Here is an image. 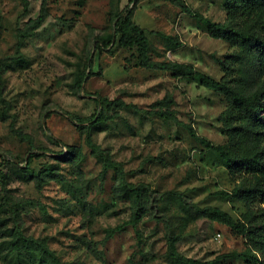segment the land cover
I'll return each mask as SVG.
<instances>
[{
	"label": "rangeland",
	"instance_id": "374dc122",
	"mask_svg": "<svg viewBox=\"0 0 264 264\" xmlns=\"http://www.w3.org/2000/svg\"><path fill=\"white\" fill-rule=\"evenodd\" d=\"M127 16L146 33L148 60L117 43ZM200 16L252 31L264 19L244 24L226 0H0V264H48L14 250L17 231L62 264H170L172 239L187 259L249 264L239 257L246 237L202 211L247 224L259 204L232 194L254 176H232L203 141L262 153L264 141L234 137L227 96L154 67L186 66L245 95L264 86L256 55L212 38ZM89 136L123 178L93 155ZM32 154L31 171L51 176L25 172Z\"/></svg>",
	"mask_w": 264,
	"mask_h": 264
},
{
	"label": "trees",
	"instance_id": "16d2710c",
	"mask_svg": "<svg viewBox=\"0 0 264 264\" xmlns=\"http://www.w3.org/2000/svg\"><path fill=\"white\" fill-rule=\"evenodd\" d=\"M172 1L175 2L178 0ZM183 9L187 10L185 6H183ZM226 9L242 19L243 23L246 24L258 12L264 15V0H226ZM40 22L41 19L35 24L39 26ZM199 22L206 28L212 38L222 39L238 46L243 52L255 54L261 70H264V19L259 23L256 31L218 24L201 16L199 17ZM116 33L118 45H137L142 58L148 60L149 46L146 33L135 26L129 16L118 23ZM112 42L113 39L106 45L108 46ZM154 67L172 71L175 75L194 76L205 88L227 96L230 101V107L228 109L226 123L232 127L235 126L233 128L229 126V130L233 132L234 137L238 136L240 139H248V137L250 138L252 136L259 144L264 141V86L258 88L251 95H245L229 87L226 83L217 82L205 75L188 69L186 66L154 65ZM2 72L3 61L0 60V80H2ZM84 82V79L80 80L79 86L82 87ZM28 140L30 141L32 150H42V148L36 147L30 138ZM87 142L93 155L104 163L105 169L113 170L123 178V172L120 166L114 163L104 151L95 145L90 136ZM203 143L207 148L213 150L221 157L232 176L237 177L241 170H246L253 174V179L236 187L232 196L233 198L244 201L249 207H254L256 203L259 204V207L254 209L247 224L236 223L229 214L219 209L207 208L202 213L207 218L217 221L246 237L251 249L239 255V257L248 260L249 264H264V153L257 148H254L255 150L252 151L253 147L240 151L236 147L238 143H235L234 149L231 150H226L221 146H214L206 141H203ZM67 149L69 154H73L76 147L67 146ZM36 157H40V155L32 154L29 157L25 172L35 177L38 181H41L44 176H51V173L49 170H44L42 171V175H36L35 172L31 171V162ZM122 185L124 193L134 195L137 202H139L142 192L131 189L124 182ZM137 218L138 214L134 216V220L136 221ZM13 236V248L18 253H27L32 256L38 255L48 264H62L56 254L46 244L26 237L20 231L14 233ZM170 243V264H207L179 255L175 245L176 240L172 239Z\"/></svg>",
	"mask_w": 264,
	"mask_h": 264
}]
</instances>
